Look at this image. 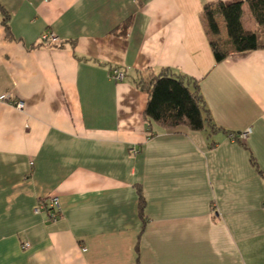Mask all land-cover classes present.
<instances>
[{
    "label": "crops",
    "instance_id": "crops-1",
    "mask_svg": "<svg viewBox=\"0 0 264 264\" xmlns=\"http://www.w3.org/2000/svg\"><path fill=\"white\" fill-rule=\"evenodd\" d=\"M218 1L241 0H0V264H264V49L216 61ZM163 68L198 80L215 129L146 118L136 71Z\"/></svg>",
    "mask_w": 264,
    "mask_h": 264
},
{
    "label": "trees",
    "instance_id": "trees-1",
    "mask_svg": "<svg viewBox=\"0 0 264 264\" xmlns=\"http://www.w3.org/2000/svg\"><path fill=\"white\" fill-rule=\"evenodd\" d=\"M244 4H247L257 22L259 26L257 30L244 27L242 21ZM203 13L217 62L225 60L233 53L264 49V0L207 3L204 5ZM219 16L223 17L226 23L228 39L225 44L216 38L220 35ZM8 19L7 15L5 25L7 31H10ZM134 81L137 87L149 94L145 116L150 121H155L170 130L180 127H187L193 131L215 129L197 79L163 68L160 73H155L152 69L137 70ZM145 207L146 200L139 189V210L142 217L145 214Z\"/></svg>",
    "mask_w": 264,
    "mask_h": 264
},
{
    "label": "built area",
    "instance_id": "built-area-1",
    "mask_svg": "<svg viewBox=\"0 0 264 264\" xmlns=\"http://www.w3.org/2000/svg\"><path fill=\"white\" fill-rule=\"evenodd\" d=\"M40 40L45 45L59 44L60 41H61L60 38H59V36H57L53 32H49V31L44 32L41 35ZM125 76H126V73L123 70H121V69H114V71H113V78L115 80L122 81V80H124ZM6 97L7 96L5 95L2 98H6ZM17 108L23 109L24 108V103L21 102V101L18 102L17 103ZM251 131H252L251 129H248V130H246L244 132L231 133L230 134V137L233 140H237V138L240 139V140H246V139H248L249 134L251 133ZM132 152H136V149L133 148L132 149ZM57 199L58 198H52L51 199V200H53V205L55 207L53 208V211H50L49 212V218L50 219H53V220H57L58 219L57 217L59 216V213L62 211V209L59 207V203H58V200ZM45 208L46 207L43 205V203L42 202H39L38 207L36 208V212L39 213V212L45 211ZM24 245H25V247H28L29 246V243H26Z\"/></svg>",
    "mask_w": 264,
    "mask_h": 264
},
{
    "label": "bare ground",
    "instance_id": "bare-ground-1",
    "mask_svg": "<svg viewBox=\"0 0 264 264\" xmlns=\"http://www.w3.org/2000/svg\"><path fill=\"white\" fill-rule=\"evenodd\" d=\"M40 38H41V36H40ZM61 40V39H60ZM61 42V41H60ZM40 43L41 44H43L42 43V41L40 40ZM51 45H57V44H51ZM59 45V44H58ZM115 69H118V68H115ZM114 71V70H113ZM124 71V70H123ZM125 72V71H124ZM126 73V72H125ZM52 198H58L57 200H58V203H59V207L62 209V207H61V203H60V199H59V197L58 196H49V197H44V198H41L40 200H39V202H42L43 203V205L46 207L45 208V211H46V213L48 214V216H49V212L50 211H53V208L55 207L54 205H53V200H51ZM61 214V212L59 213V215ZM59 217V216H58ZM57 217V218H58Z\"/></svg>",
    "mask_w": 264,
    "mask_h": 264
},
{
    "label": "rangeland",
    "instance_id": "rangeland-1",
    "mask_svg": "<svg viewBox=\"0 0 264 264\" xmlns=\"http://www.w3.org/2000/svg\"><path fill=\"white\" fill-rule=\"evenodd\" d=\"M244 10H245V13H244L243 16H244V21H245L246 26H247V25H248V24H247V19H248L247 17H248V16L251 17V13H250V10L248 9V7H247L246 4H245V7H244ZM247 27H248V26H247ZM225 34H227V31H226ZM209 132H210L209 130H208V131H205V133H207V134H210Z\"/></svg>",
    "mask_w": 264,
    "mask_h": 264
}]
</instances>
